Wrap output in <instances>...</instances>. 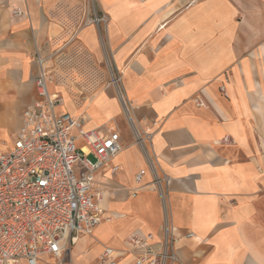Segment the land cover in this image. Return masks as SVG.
Masks as SVG:
<instances>
[{"label": "crops", "instance_id": "crops-1", "mask_svg": "<svg viewBox=\"0 0 264 264\" xmlns=\"http://www.w3.org/2000/svg\"><path fill=\"white\" fill-rule=\"evenodd\" d=\"M41 66L59 112L121 142L103 221L60 264L171 234L177 264H264V0H0V151Z\"/></svg>", "mask_w": 264, "mask_h": 264}, {"label": "built area", "instance_id": "built-area-1", "mask_svg": "<svg viewBox=\"0 0 264 264\" xmlns=\"http://www.w3.org/2000/svg\"><path fill=\"white\" fill-rule=\"evenodd\" d=\"M106 22L105 15L91 16L83 25ZM35 80L38 100L23 110L11 147L0 151V264H39L45 256L60 264L63 253L103 221L96 175L106 168L119 172L110 167L121 150L118 134L86 131L78 119L59 112L62 99L48 92L42 66ZM143 175L136 174L137 184ZM151 242L152 236L129 237L127 251L106 247L96 263L117 264L126 255L135 264L179 262L172 234L156 247Z\"/></svg>", "mask_w": 264, "mask_h": 264}, {"label": "rangeland", "instance_id": "rangeland-1", "mask_svg": "<svg viewBox=\"0 0 264 264\" xmlns=\"http://www.w3.org/2000/svg\"><path fill=\"white\" fill-rule=\"evenodd\" d=\"M70 252H68V253H65V254H69Z\"/></svg>", "mask_w": 264, "mask_h": 264}]
</instances>
